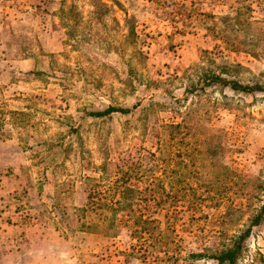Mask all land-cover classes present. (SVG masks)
I'll list each match as a JSON object with an SVG mask.
<instances>
[{
    "label": "rangeland",
    "instance_id": "rangeland-1",
    "mask_svg": "<svg viewBox=\"0 0 264 264\" xmlns=\"http://www.w3.org/2000/svg\"><path fill=\"white\" fill-rule=\"evenodd\" d=\"M209 73L264 88V0H0V264H153L127 230L80 231L79 209L118 167L160 176L175 151L159 158L161 125L183 118L216 163L169 174L165 264H217L264 202V92L207 86ZM236 264H264V221Z\"/></svg>",
    "mask_w": 264,
    "mask_h": 264
},
{
    "label": "trees",
    "instance_id": "trees-1",
    "mask_svg": "<svg viewBox=\"0 0 264 264\" xmlns=\"http://www.w3.org/2000/svg\"><path fill=\"white\" fill-rule=\"evenodd\" d=\"M205 17L208 15L206 14ZM207 29L214 30L208 26ZM204 77L207 86H225L234 93L264 92V88L257 84H244L213 73L206 74ZM137 107V104L131 108L109 106L105 110L89 115L96 118L114 113L126 115ZM194 136V127L186 118H183L181 122L162 124L159 133L161 143L157 150L159 158L169 146L171 149L175 147V151L163 160L165 168L161 170V175L155 173L154 168L146 169L134 162L131 165L118 167L114 173V180L108 184L100 182L104 177L98 180L99 182L92 183L87 202L79 209L80 231L103 237H114L121 230H127L131 240L136 242L132 246L131 256H137L143 262L152 261L153 264H165L172 259L176 260L175 251L171 250L170 246L174 243L172 233L177 202L172 196L174 178L169 174L175 176L180 168L197 164L196 170L191 171L195 170L192 173L199 175L216 163L213 160L215 155L213 149L216 148L211 145L213 149L210 146L201 147L192 140ZM166 180L170 187L169 192L166 190ZM162 213L164 222L155 218ZM248 221L249 225L245 229L232 236L226 235V241L209 257L217 264H236L242 256L244 243L250 236L251 228L264 221V202ZM157 246H160L163 256L154 255L153 250ZM169 251H171L170 256ZM204 256L203 253L189 254V258L194 259Z\"/></svg>",
    "mask_w": 264,
    "mask_h": 264
}]
</instances>
